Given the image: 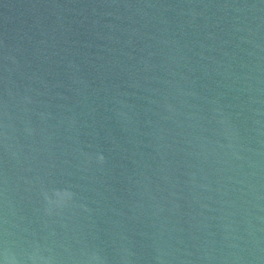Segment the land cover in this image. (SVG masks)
Masks as SVG:
<instances>
[{
  "label": "water",
  "instance_id": "1",
  "mask_svg": "<svg viewBox=\"0 0 264 264\" xmlns=\"http://www.w3.org/2000/svg\"><path fill=\"white\" fill-rule=\"evenodd\" d=\"M37 247L264 264V0H0V264Z\"/></svg>",
  "mask_w": 264,
  "mask_h": 264
},
{
  "label": "clouds",
  "instance_id": "2",
  "mask_svg": "<svg viewBox=\"0 0 264 264\" xmlns=\"http://www.w3.org/2000/svg\"><path fill=\"white\" fill-rule=\"evenodd\" d=\"M28 131L31 132V129H29ZM104 159L105 158L103 155L97 156V160L101 164L104 162ZM70 199L71 198L62 199L59 202H56L55 205L57 208L63 209L64 207H66L68 205V201ZM48 203L52 204L53 202L49 200ZM46 211L51 213V209H46ZM125 251H126L128 256L133 255V253L128 252L127 250H125ZM4 259H5V264H21L20 260L16 257V255L14 253L9 252V251L5 252ZM28 260L31 261V264H53V261L50 257H45V256L40 254L39 247H37L35 250H33L32 252H30L28 254ZM89 264H107V262L97 252H92L90 254V258H89ZM125 264H128V261L126 258H125Z\"/></svg>",
  "mask_w": 264,
  "mask_h": 264
}]
</instances>
